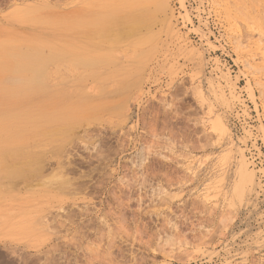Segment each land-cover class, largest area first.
<instances>
[{"label": "rangeland", "instance_id": "374dc122", "mask_svg": "<svg viewBox=\"0 0 264 264\" xmlns=\"http://www.w3.org/2000/svg\"><path fill=\"white\" fill-rule=\"evenodd\" d=\"M0 143V264H264V0H0Z\"/></svg>", "mask_w": 264, "mask_h": 264}, {"label": "bare ground", "instance_id": "6f19581e", "mask_svg": "<svg viewBox=\"0 0 264 264\" xmlns=\"http://www.w3.org/2000/svg\"><path fill=\"white\" fill-rule=\"evenodd\" d=\"M48 13H49V12H48ZM51 13H52V12H51ZM55 14H56V12H55ZM29 29H30V28H29ZM24 30H26V29H24ZM26 31H27V30H26ZM30 31H31V30H30ZM21 32H24V31L21 30L20 33H21ZM34 33H35V32H34ZM29 34H32V33L29 32ZM51 35H57V33H56L55 31H53V32L51 33ZM17 107H18V106H17ZM23 107H24V106H23ZM23 107H22V108H23ZM20 108H21V107H20ZM22 108L20 109V111L22 110ZM25 108H26V107H25ZM23 109H24V108H23ZM26 109H27V108H26ZM25 111H26V110L24 109L23 112L25 113ZM23 112H22V113H23ZM21 120H22V119H21ZM20 126H21V125H20ZM25 127H26V126H25ZM32 131H33V130H32ZM3 142H4V141H3ZM5 142H6V141H5ZM22 143H24V142H22ZM5 144H7V143H0V147L7 146V145H5ZM23 146H24V145H23Z\"/></svg>", "mask_w": 264, "mask_h": 264}]
</instances>
